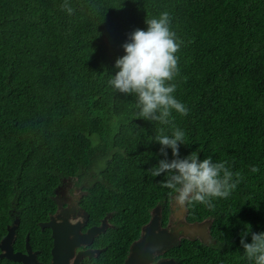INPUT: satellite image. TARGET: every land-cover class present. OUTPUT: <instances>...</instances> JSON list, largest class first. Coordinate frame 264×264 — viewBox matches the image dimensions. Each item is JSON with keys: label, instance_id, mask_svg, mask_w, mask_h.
<instances>
[{"label": "trees", "instance_id": "16d2710c", "mask_svg": "<svg viewBox=\"0 0 264 264\" xmlns=\"http://www.w3.org/2000/svg\"><path fill=\"white\" fill-rule=\"evenodd\" d=\"M68 2L71 15L64 0H0V228L15 211L50 257V230L37 222L54 212L63 178L86 192L79 204L89 223L110 215L93 242L101 252L83 264L123 263L156 206L168 224L170 190L148 169L164 159L155 136L161 128L171 135L172 126L136 118V96L108 83L128 34L168 12L182 41L170 83L189 110L172 112L185 133L180 156L226 162L237 184L227 198H212L214 208H185L186 222H210V241L181 237L155 259L254 264L240 234L246 224L264 232V0Z\"/></svg>", "mask_w": 264, "mask_h": 264}, {"label": "clouds", "instance_id": "9594fccd", "mask_svg": "<svg viewBox=\"0 0 264 264\" xmlns=\"http://www.w3.org/2000/svg\"><path fill=\"white\" fill-rule=\"evenodd\" d=\"M61 9L69 15L74 13L68 0H64ZM145 23L146 30L137 28L128 34L122 45L125 54L116 59L114 67L118 71L108 83L121 94L136 96V118L172 126L171 135L163 134L164 129L161 128V134L155 136L164 159L148 172L152 177L164 175L161 187L170 190L168 194L175 207L180 210L193 203H201L214 208L212 198H227L237 182H233V173L226 167V162L214 163L211 158L200 160L197 152L181 158L179 148L185 144V133L175 126L172 112L186 116L189 110L174 97L176 85L170 82L179 74L175 54L182 41H178L170 28L168 12L161 13L158 18L145 19ZM167 149H171V160L167 158ZM251 171L255 173L259 169L253 166ZM107 224L109 226L108 221ZM246 226L240 234L244 253L254 264H264V232L251 233V225ZM249 233L252 242L246 243ZM162 258L166 257L159 259Z\"/></svg>", "mask_w": 264, "mask_h": 264}, {"label": "flooded vegetation", "instance_id": "af4514ba", "mask_svg": "<svg viewBox=\"0 0 264 264\" xmlns=\"http://www.w3.org/2000/svg\"><path fill=\"white\" fill-rule=\"evenodd\" d=\"M73 183L70 178H63L61 180L60 185H58L55 189V196L52 197L53 201L56 203V208L54 212L48 213L46 219L38 221L37 224L40 227L41 231H45V233H49L52 237L51 226H41V224L49 222L50 220L56 222H65L67 221L70 225L75 226L74 228L78 235H85L89 233L91 237V241L88 243L80 242L76 246V250L73 249L75 254L71 256V260L69 259V264L74 261L76 257V253L79 251L78 254H82L84 252H88L86 256H82L79 258L78 263L83 264L85 257H95L98 256L101 252L100 248L93 245L94 239L96 235L105 231L108 227L107 219L110 215L105 216L102 218L101 222L99 223H89L88 222V213L80 206L79 200L82 196L85 195V191L82 190L81 187H72ZM186 211L184 210L182 220L180 219L181 213L178 216V221L171 223L169 225L168 231L174 233L176 228H180L182 226L188 225L184 220L183 217ZM8 215L11 216L9 220H6L5 226L0 228V264H25L22 259H25L29 262V260H35L40 264H50L52 259V252L50 249V257H49V250L44 253L40 246L43 244H37L34 240H30V232L25 227H20V219L17 216L15 211H9ZM73 224H71V223ZM100 225V226H99ZM99 226V227H96ZM86 232V233H85ZM85 233V234H82ZM182 231L179 230V234ZM45 235H42L44 238ZM74 239V233L69 235V239ZM197 238V236H196ZM137 240V239H136ZM135 241V240H134ZM132 241L131 244L134 242ZM53 243V238H52ZM71 243V242H70ZM129 245V249L130 246ZM75 246L74 244H70ZM75 246V247H76ZM52 248V247H51ZM68 248V245L64 248L65 250ZM85 250V251H83ZM129 253V250H128ZM127 253V255H128ZM127 257V256H126ZM20 258V259H18ZM125 260V259H124ZM154 261L156 259L154 257ZM124 262V261H123ZM85 263V262H84ZM107 264V263H102ZM122 264V263H121Z\"/></svg>", "mask_w": 264, "mask_h": 264}, {"label": "water", "instance_id": "95a60500", "mask_svg": "<svg viewBox=\"0 0 264 264\" xmlns=\"http://www.w3.org/2000/svg\"><path fill=\"white\" fill-rule=\"evenodd\" d=\"M152 212H154V214L152 213L148 223L143 225L140 237L131 244L129 253L122 264H174L175 260L172 257L162 258L157 260L156 262L154 261V257L157 254L167 250L169 246L179 244L181 237L195 239L196 236H198L204 243H207L210 239V227L209 224L204 222L206 220L192 223L186 222L188 225L176 228L175 232L171 233L167 230L169 228V222L165 227H161L160 225L161 217L158 206H156L152 210ZM46 225L51 226L53 238L51 248L52 259L50 264H69V259L71 258L73 253L75 254L73 249L75 248L74 250H76V248L79 246L76 245L80 242H87V240H91V236L89 235V233L85 234V232L82 233L85 235H78L75 231V226L70 225L67 221L61 222L58 225H56L52 220L41 224L42 227ZM206 225H208V228H206ZM179 230L183 231L182 235L179 234ZM72 233H74V239H69V235ZM70 244H74L76 247H70ZM67 245L69 247V250L64 249ZM79 252L76 253L77 255L74 261L72 260L73 264H79L78 260L82 255L78 254ZM24 262L26 264H40L38 262Z\"/></svg>", "mask_w": 264, "mask_h": 264}, {"label": "rangeland", "instance_id": "374dc122", "mask_svg": "<svg viewBox=\"0 0 264 264\" xmlns=\"http://www.w3.org/2000/svg\"><path fill=\"white\" fill-rule=\"evenodd\" d=\"M184 210L185 209H180V210H178L176 207H175V205H174V203H173V201L171 202V212H170V221H169V225H170V223H171V220H172V222L173 223H176L177 221H178V216H179V214L181 213V216H180V219L182 220V216H183V213H184ZM13 211V210H12ZM185 216V215H184ZM183 220H184V217H183ZM185 221V220H184ZM186 222V221H185ZM211 239H209V241H210Z\"/></svg>", "mask_w": 264, "mask_h": 264}, {"label": "bare ground", "instance_id": "6f19581e", "mask_svg": "<svg viewBox=\"0 0 264 264\" xmlns=\"http://www.w3.org/2000/svg\"><path fill=\"white\" fill-rule=\"evenodd\" d=\"M204 222H206L207 224H210V222H209L208 220H206V221H204ZM59 223H61V222H56L55 224L58 225ZM198 224H199V223H198ZM207 226H208V225H207ZM181 231H182V230H181ZM169 232H170V231H169ZM182 232H183V231H182ZM171 233H172V232H171ZM181 235H182V233H181ZM91 237H92V236H91ZM197 238H199V237L197 236ZM199 239H200V238H199ZM90 241H91V240H87V242H85V243H88V242H90ZM69 246L71 247V246H73V245H69ZM172 246H174V245H171V246H169L168 248H170V247H172ZM168 248H167V249H168ZM67 249L69 250V247H68ZM82 254H83L82 256H86L87 254H90V253H88V252H84V253H82ZM18 259H20V258H18ZM23 260L26 261L25 259H23ZM24 261H23V262H24ZM26 262H28V261H26ZM29 262H35V263H37L35 260H33V261H32V260H29ZM29 262H28V263H29ZM24 263H25V262H24ZM25 264H26V263H25ZM174 264H175V262H174Z\"/></svg>", "mask_w": 264, "mask_h": 264}]
</instances>
